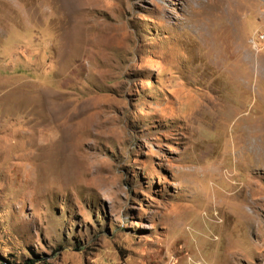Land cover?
<instances>
[{
	"label": "rangeland",
	"instance_id": "rangeland-1",
	"mask_svg": "<svg viewBox=\"0 0 264 264\" xmlns=\"http://www.w3.org/2000/svg\"><path fill=\"white\" fill-rule=\"evenodd\" d=\"M264 264V0H0V264Z\"/></svg>",
	"mask_w": 264,
	"mask_h": 264
},
{
	"label": "trees",
	"instance_id": "trees-1",
	"mask_svg": "<svg viewBox=\"0 0 264 264\" xmlns=\"http://www.w3.org/2000/svg\"><path fill=\"white\" fill-rule=\"evenodd\" d=\"M37 261V259H29L27 261L24 262V264H33Z\"/></svg>",
	"mask_w": 264,
	"mask_h": 264
}]
</instances>
